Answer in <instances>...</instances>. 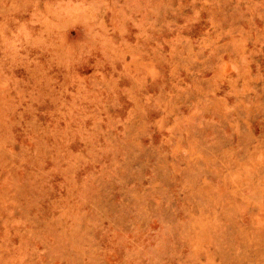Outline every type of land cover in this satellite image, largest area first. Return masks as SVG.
Here are the masks:
<instances>
[{
	"label": "rangeland",
	"instance_id": "rangeland-1",
	"mask_svg": "<svg viewBox=\"0 0 264 264\" xmlns=\"http://www.w3.org/2000/svg\"><path fill=\"white\" fill-rule=\"evenodd\" d=\"M0 264H264V0H0Z\"/></svg>",
	"mask_w": 264,
	"mask_h": 264
},
{
	"label": "clouds",
	"instance_id": "clouds-1",
	"mask_svg": "<svg viewBox=\"0 0 264 264\" xmlns=\"http://www.w3.org/2000/svg\"><path fill=\"white\" fill-rule=\"evenodd\" d=\"M81 52H82V54L84 56H88V55L91 54V49L90 48H88V49H82ZM69 67H71V65H69Z\"/></svg>",
	"mask_w": 264,
	"mask_h": 264
}]
</instances>
